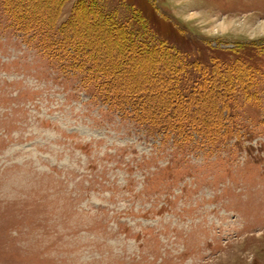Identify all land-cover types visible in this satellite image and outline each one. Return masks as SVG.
<instances>
[{
  "label": "rangeland",
  "instance_id": "374dc122",
  "mask_svg": "<svg viewBox=\"0 0 264 264\" xmlns=\"http://www.w3.org/2000/svg\"><path fill=\"white\" fill-rule=\"evenodd\" d=\"M101 2L144 15L146 28L133 27L150 43L201 59L241 48L256 72L253 94H235L240 132L207 152L147 134L61 73L0 7V264H264V0ZM79 21L106 59L159 92L153 62L121 59Z\"/></svg>",
  "mask_w": 264,
  "mask_h": 264
},
{
  "label": "trees",
  "instance_id": "16d2710c",
  "mask_svg": "<svg viewBox=\"0 0 264 264\" xmlns=\"http://www.w3.org/2000/svg\"><path fill=\"white\" fill-rule=\"evenodd\" d=\"M68 1L54 0L51 7L40 8L35 0H0V7L14 32L61 73L77 76L93 97L147 134L207 152L240 132L235 94L239 90L253 94L250 91L256 72L238 53L241 48L203 53L206 56L201 59L166 39L148 42L143 37L146 30L133 27L134 20L140 28H146L144 15L135 11L125 17L104 9L101 0H74L69 14L60 20ZM78 18L79 24L91 21L106 40L112 38L121 59L155 64L151 76L161 80L162 85L155 94L150 89L152 100L141 88V78L131 81L128 70L106 59V54L93 45V39L71 27ZM117 54L114 51L113 55ZM126 80L134 83L132 89H123Z\"/></svg>",
  "mask_w": 264,
  "mask_h": 264
}]
</instances>
